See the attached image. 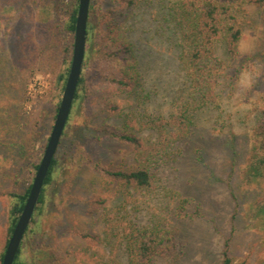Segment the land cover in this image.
Wrapping results in <instances>:
<instances>
[{"label":"rangeland","instance_id":"rangeland-1","mask_svg":"<svg viewBox=\"0 0 264 264\" xmlns=\"http://www.w3.org/2000/svg\"><path fill=\"white\" fill-rule=\"evenodd\" d=\"M159 1L142 2L125 25L140 61V86L132 94L113 81L120 79L123 62L113 56L117 49L108 46L103 25L96 31L95 50L82 68L87 81L56 152L54 182L22 240L25 262L130 264L138 232L160 236L153 264H222L226 250L235 264L264 262V179L249 181L245 173L264 105V5L242 3L241 59L235 68L226 60L220 70L216 101L189 111V136L171 141L166 154L149 157L151 186L135 189L103 174V168L130 169L142 161L132 144L109 135L123 129L125 116L131 118L129 131L151 149L160 137L149 119L179 116L192 95L172 32L160 26ZM69 2L0 0L4 47L29 35L37 47L35 69L24 76V110L42 131L27 167L20 170L11 153L9 161L0 157V169H6L0 172V264L12 204L7 194L33 182L31 164L42 160L64 91L59 77L71 66L75 38L59 33L52 49L47 43L64 29ZM95 2L98 22L119 5Z\"/></svg>","mask_w":264,"mask_h":264},{"label":"trees","instance_id":"trees-1","mask_svg":"<svg viewBox=\"0 0 264 264\" xmlns=\"http://www.w3.org/2000/svg\"><path fill=\"white\" fill-rule=\"evenodd\" d=\"M165 1H159L158 8L156 7L161 13L159 23L163 30H171L172 32L173 41L178 51L176 58L179 67L185 72L184 76L192 95L190 100L182 106L179 116L172 115L168 118L160 116L149 119V124L155 127L153 129L160 137V143L151 149H145L142 139L135 132L129 131L131 118L128 115L125 116L123 129L120 131L109 130V135L132 144L142 161L130 169L111 170L103 168V174L107 179L140 190L148 189L151 186L152 176L147 166L149 157L158 153L166 154L171 141L189 136L191 125L189 111L216 101V87L220 70L225 68L226 60L232 63L233 68L239 63L241 58L238 44L242 37V28L238 14L242 12V3L248 1L251 4L264 5V0H175L174 3L164 6ZM142 2L153 5L154 0H119V5L104 11L101 16L102 21L98 22L97 19L100 16H97L96 2L91 0L88 16L87 44H89V48L86 46L84 62L87 59V53L94 52L96 47L94 39L99 28L103 25L104 28L102 27V29L106 39L110 41L108 46L117 49L112 53L113 56L120 58L123 62L120 79L113 81L122 88V91H128L131 94L136 92L140 86V72L138 70L140 61L133 42L126 38L125 25L131 16H135V10ZM66 6L68 12H66L64 29L55 32L47 40L51 49L56 34L63 35L65 33V35L74 38L79 0H70ZM55 15L56 13H53L51 16L54 17ZM53 28L55 27L53 26ZM2 42L3 40L0 38V157L9 161L10 158L6 153H11L13 158L21 163V170L23 165L25 167L29 165L37 151V143L41 140V127H38L36 122L34 124L30 114L24 110L23 89L24 76L28 71L35 69L38 51L30 35L28 39L20 37L13 47H4ZM11 53L14 54L13 58ZM222 56L226 59H223ZM69 70L70 66H67L59 77V80L63 81V90ZM234 72L236 75L237 70ZM86 81L87 74L83 69L72 109L81 98L80 87L86 84ZM259 113L258 123L252 131L250 160L245 170L249 181L264 179V105ZM69 119L70 116L67 124ZM39 164L40 162L32 163L31 166L37 171ZM57 167L58 160L55 156L45 178L36 210L38 205H44L46 202V187L54 182ZM5 170L0 169V172ZM32 183L30 182L25 186L22 184L21 190L16 188L17 190L7 194L12 199V204L9 210L7 242L1 255L2 262L8 242L27 202ZM15 185L17 187L18 183ZM135 237L136 246L132 249L130 264H153L158 253V246L162 244V241H158L160 236L153 233L138 232ZM21 254L22 247L19 249L14 264H31L22 260ZM222 264H235L227 250L224 252Z\"/></svg>","mask_w":264,"mask_h":264},{"label":"water","instance_id":"water-1","mask_svg":"<svg viewBox=\"0 0 264 264\" xmlns=\"http://www.w3.org/2000/svg\"><path fill=\"white\" fill-rule=\"evenodd\" d=\"M90 4L91 0H79L73 55L61 102L46 149L35 174L27 202L8 242L2 264H14L15 262L22 240L39 202L45 178L56 156L57 149L70 116L85 59Z\"/></svg>","mask_w":264,"mask_h":264}]
</instances>
